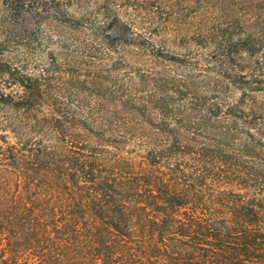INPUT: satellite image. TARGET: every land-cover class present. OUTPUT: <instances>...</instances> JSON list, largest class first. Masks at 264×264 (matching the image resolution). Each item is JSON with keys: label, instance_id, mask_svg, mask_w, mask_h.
I'll return each mask as SVG.
<instances>
[{"label": "trees", "instance_id": "obj_1", "mask_svg": "<svg viewBox=\"0 0 264 264\" xmlns=\"http://www.w3.org/2000/svg\"><path fill=\"white\" fill-rule=\"evenodd\" d=\"M203 1L0 0V264H264V0Z\"/></svg>", "mask_w": 264, "mask_h": 264}, {"label": "rangeland", "instance_id": "obj_2", "mask_svg": "<svg viewBox=\"0 0 264 264\" xmlns=\"http://www.w3.org/2000/svg\"><path fill=\"white\" fill-rule=\"evenodd\" d=\"M180 3H181V5L184 8H188L190 10H192V7L194 9H197L198 8V5H204V1L203 0H180ZM134 31L132 33H134ZM262 37H263V41H264V34L262 35ZM211 54L212 53L210 51H204L203 54L201 55V59L192 58V59H190V62H192V63L198 62V67L199 68H204L206 65H209L208 63H209V61H211V57H210ZM128 61L132 63L131 64V67L132 68L137 67V66L138 67L141 66L143 68L148 67V66L142 64L143 63V60H142V57L139 56V55L135 56L134 58H132V57L129 58ZM245 61H247V60H245ZM164 69L170 75L175 74V72L173 71V66L171 64L165 63L164 64ZM252 71L247 70L246 73H245V76L247 78H249L250 77V74L252 73ZM258 97H259L258 99H261L262 98L261 97V94H258Z\"/></svg>", "mask_w": 264, "mask_h": 264}]
</instances>
